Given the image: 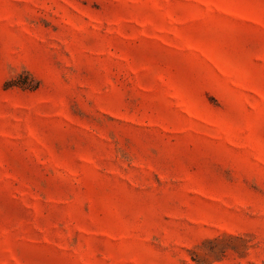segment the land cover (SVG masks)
Wrapping results in <instances>:
<instances>
[{
  "label": "rangeland",
  "instance_id": "rangeland-1",
  "mask_svg": "<svg viewBox=\"0 0 264 264\" xmlns=\"http://www.w3.org/2000/svg\"><path fill=\"white\" fill-rule=\"evenodd\" d=\"M0 264H264V0H0Z\"/></svg>",
  "mask_w": 264,
  "mask_h": 264
}]
</instances>
